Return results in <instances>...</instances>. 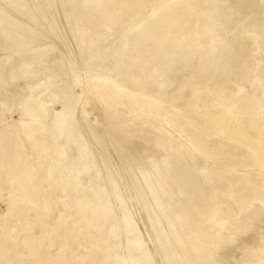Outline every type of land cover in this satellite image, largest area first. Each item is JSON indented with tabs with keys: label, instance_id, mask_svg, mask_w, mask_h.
Segmentation results:
<instances>
[{
	"label": "rangeland",
	"instance_id": "rangeland-1",
	"mask_svg": "<svg viewBox=\"0 0 264 264\" xmlns=\"http://www.w3.org/2000/svg\"><path fill=\"white\" fill-rule=\"evenodd\" d=\"M24 1L20 8L19 0H0V135L17 134L21 144V151L17 149L7 161L3 158L8 147H0V264H130V257L150 264L149 250L158 264H185L179 254L168 256L172 244L166 247L164 243L168 234L180 233L205 251L203 264H240L245 259L252 264L249 252L260 254L259 237L264 233V206L258 201L241 211L240 219L231 216L222 228L206 224L202 231L195 214L204 218L209 209L200 203L194 210L175 180L158 170V183L152 188L161 192V206L166 205L162 208L167 213L172 210L170 221L175 224L174 231L164 235V217L154 216L157 201L148 200V209L143 204L145 191L127 188L126 160L124 164L120 160L133 150L158 167L167 157L183 158L179 150L183 146L191 161L182 160L190 161L196 177L215 170L234 179L235 186L242 182L239 175L259 180L264 155L232 162L233 148L208 149L207 143L221 136L215 120L198 114L210 132L170 107H184L190 99L200 106L201 90L216 89L221 96H235L239 103L248 99L264 109V0H109L121 3V16L112 14L104 20L85 15L78 23L89 25L81 45L66 21L70 13L81 17L87 9L80 4L83 0ZM91 3L97 6L96 1ZM24 8L30 13L22 12ZM164 15L168 18L162 22ZM150 22L151 30L147 29ZM132 37L142 41L135 44ZM115 58L121 63L112 69ZM88 64L103 75L119 73V83L140 95L114 89L103 107L86 78L84 65ZM141 95L153 98L152 111ZM34 107L39 116L33 125L39 135L28 139L23 123ZM61 111L68 116L57 126ZM178 129L185 134L183 138ZM190 140L196 142L191 148L186 145ZM80 149L85 152L83 170L74 163ZM197 151L203 156L194 158ZM22 152L38 174L27 190L11 173L1 170L5 162L18 164ZM116 159L119 165L113 168ZM241 165L250 170L242 171ZM200 177L196 178L199 183L208 180L212 189L223 188L214 176ZM11 188L19 200L6 221ZM231 203L236 210L237 205ZM146 212L152 216L142 221L147 238L140 247L128 239L135 234L134 223L141 222ZM31 235L44 238L34 247L24 244L22 240ZM94 250L99 258L92 257ZM260 255L264 264V253Z\"/></svg>",
	"mask_w": 264,
	"mask_h": 264
},
{
	"label": "bare ground",
	"instance_id": "bare-ground-1",
	"mask_svg": "<svg viewBox=\"0 0 264 264\" xmlns=\"http://www.w3.org/2000/svg\"><path fill=\"white\" fill-rule=\"evenodd\" d=\"M93 1L97 2V6L91 3ZM18 3H19L18 6L20 8H22L25 1L19 0ZM80 4L82 7L83 6L87 7V9L85 10L86 12L82 11V13H81L82 15L79 19H77V16H73L72 13H70V17H68V20L66 21L68 25L72 26V28H71L73 31L72 35H73V37H75L77 39V41L79 42L80 45L85 44V42H86L84 35L87 32V28L89 26L88 22L85 23L83 27L78 25V23L81 22L80 20L83 19V17L85 15L92 16V18L93 17L94 18L100 17L104 20H106L112 14H114L116 17L121 16V12H120L121 3L119 1H116L114 4H112L109 0H83ZM29 8L27 10H29ZM24 9H22L23 10L22 12L28 13V14L30 13L26 9H25L26 11ZM167 18L168 17L166 15H164L160 18V20L162 22H164ZM54 24H55V22H54ZM153 26H154L153 23L150 22L147 25V29L151 30L153 28ZM52 30H51V33H52ZM54 31L56 32V30H54ZM59 31H60V29H59ZM59 31H58V33H60ZM61 34H60V36H61ZM40 37H41V35H40ZM57 37H59V36H57ZM132 38H133L132 41L135 44L142 41V39H136L135 37H132ZM76 46L79 47L78 44H76ZM120 63H121V61L118 58L113 59L111 62L112 69H115L118 66H120ZM84 68H85L86 74H87L86 78L90 82H92L91 89L93 90V94H94L93 97L95 96L97 98H100L101 102L104 103V105L102 104L103 107L106 106V103H105L106 98L109 95H111L112 92L115 91L114 89H116V91L121 93V94L125 91H128V89L123 84L119 83L120 82L119 81V78H120L119 73L112 72L114 74V76L103 75L97 70L90 69L89 64L84 65ZM117 84H119V85H117ZM102 89H105L103 91L104 92L103 95L99 94V92H101L99 90H102ZM128 92L130 95H133L135 97L140 95V93H138V92L136 93V92H132L130 90ZM98 94L100 97L98 96ZM199 95L202 98V104L200 106L196 105V100L190 99L189 102L187 101V103L185 104L184 107L183 106H180V107L179 106L178 107L173 106L170 108L173 109L174 111L176 110L178 113H180V115L182 114L183 117L185 116L188 119H191L193 121L192 122L193 125L197 124V125H200L201 127H205L210 132H211V130H210L205 118L200 117L198 114L199 113H202L203 115L207 114V120L208 121L215 120V122H216L215 123V126H216L215 130L221 131V136L219 139H214V140H211L210 142H208L207 143L208 149L217 152V150H219L221 148L226 149V150L233 148L232 150H234V151H232V153L234 154V156H233L234 158L232 159V162H236V160H238L240 158L256 159V158L260 157L261 155H264V109H262V107H260V106L254 107L252 102L249 101L248 99H245L243 102L239 103L235 96L233 98L221 96L216 89H203V90H201ZM141 96H142L141 99L144 101V103L147 106H149V111H152V108L150 106V102L151 101L153 102V98L150 97L149 95H141ZM95 100H96V98H95ZM211 107H214L215 110L210 111ZM36 110H37V108L34 107L32 109V112L30 114H28L26 121L25 122L23 121L24 122L23 123L24 132H25V135L28 139L35 138L36 134H38L37 128L33 125V123H35L38 120V116H39ZM255 111L258 113L255 114ZM172 113H173V111H172ZM66 116H68V114L64 113L63 111L57 113L56 117L59 120V121H57V126L64 122V119L66 118ZM164 120H166V119H164ZM188 127L193 128V126L191 124H188ZM7 129H9V128H7ZM178 132L182 138L185 136V134L183 133L182 130L178 129ZM208 135H211V134H208ZM232 138H235L236 141L230 142L229 140ZM208 140H210V139H208ZM195 143H196L195 141L190 140V141H188V144H186V145H188L191 148L192 145H194ZM1 146L2 147H8L7 154L4 156L3 161L4 160L7 161L8 159L14 158V156L16 155L15 151H17V149L21 148L19 137L17 136V134L13 135V137L7 136V133H6V135H0V147ZM108 146L109 145H107V147ZM183 148H184L183 146L179 147V150L183 152V158L189 159L191 161V155L190 156L186 155L185 152L183 151L185 149H183ZM116 150L117 149H115L114 151H116ZM20 151H21V149H20ZM20 151H18V152H20ZM132 151L133 150H131V152ZM128 152H130V151H128ZM131 152H130V155L127 154L124 156L125 157L124 161L120 160L121 163L122 162L125 163V160H126V164H125V166L127 168L126 173H127V175H129L128 176L129 180H127L128 181V185H127L128 187L127 188L130 190L131 189H134V190L139 189V191L140 190L145 191L144 195H146V196H145L144 202H146V204L145 203H143V204L146 205L147 208H148V204H147L148 200L154 199L155 202L157 201L156 203L158 204L159 208H157V207L155 208L158 211H156V213H155L156 215H154V216H156L160 220L162 219L160 217L161 214H162L161 216L164 217L163 218V219H165V228H164L165 234L164 235H166L168 231L169 232L174 231L171 229L173 228V226L175 224H173L174 222L172 223L170 221V219H172L171 218L172 210L170 209L169 210L170 212L168 211V213H167L164 210V208H162V206L164 204H162V206H161V202L163 203V201L161 200V198H162L161 192L160 191H153L154 189L152 188L154 185H156L158 183V181H155L158 170L162 171L167 179L173 178L175 180L178 188L182 191V193L184 192L186 194L185 197H186L188 203H190L191 206L194 208V210H197V206H199L200 203H203V205L209 209L208 212H204V218H199L197 216V214H195L196 215L195 219H196V223H198L197 224L198 228H200L202 231L206 230L204 227V225H206V224H210L211 225V226L209 225L210 227L219 226L220 228H222L224 226L225 220H227L231 216L238 218L241 211L247 210L253 204V201L254 202L258 201L259 204L264 206V173L259 174V180L257 182L252 180L251 177L248 179H243L239 175L242 182H240L241 183L240 185L235 186L234 185V179L228 177L227 174H225V175L222 173L220 174V173L216 172L215 170H213V172L203 171L201 173V177L200 176H198V177H200V178L203 177L205 180H207L209 177L212 178L214 176L220 182V184H223V188L217 189V187H216V189H217L216 190L215 188H213V189L211 188L212 185H209L207 183L208 180H207V182H204V184L199 183L200 182V181H198L199 178L196 177L195 173H193L194 172L193 167H191V165H189V163H188V162H190L189 160H182L183 158L180 159L179 157H176V159L179 160V162H180V163H177L178 162L177 160H175L173 158L167 159L168 158L167 157L165 161L161 162V164L158 167H156L155 165H150L148 163L146 157H144L142 154H138V153H134V152L131 153ZM113 154L115 156V152H113ZM119 156H122V155L120 154ZM119 156L117 155L118 160H119V158H121ZM199 156H203L202 151H197L196 153H194L193 157L195 158V157H199ZM84 157H85V152L83 149H80L78 157L74 160V163H76L77 165H80L82 170L84 168H86V163H85ZM201 158H203V157H201ZM117 159H116V161H113V168L115 166L119 165V164L117 165ZM120 161H118V163ZM42 163H43V165H46L47 161L43 160ZM124 163H122V164H124ZM213 165L216 166L217 165L216 162L213 163ZM236 165H238V164L236 163ZM167 168H170V172H167ZM190 168H192V171H189ZM117 169H118V167H117ZM240 169L244 172H247L250 170V167L247 165H241ZM1 170L4 172H7V173H11L13 175V178H15L20 183L22 188H24L25 190L30 188V186L32 185V182L37 178V175H38L37 171L35 169V165H34V167L31 165L30 159L26 155H24V152H22L20 160H18V164L12 165V163L9 164V163L5 162L3 164ZM116 172H118V171H116ZM120 174L122 175V173H120ZM196 178H198V179H196ZM119 180H123V178H119L118 181ZM124 181L125 180H123V182ZM255 187H257V190L254 189ZM154 188H156V187H154ZM210 189H212V190H210ZM126 191L128 192V190H126ZM256 192H258V193L261 192L262 194L260 193L261 194L260 196H254V194H256ZM219 195H220L221 199L218 200L217 196H219ZM118 197H120V196H118ZM18 200H19V196L17 195L16 191H14L11 188V194H10V198H9V210L5 216L6 221H9L11 216L14 214L16 207H17ZM231 200L234 201V203L237 205L236 210L233 209ZM164 206L166 207V205H164ZM181 210H183L182 207H181ZM183 212H184V210H183ZM24 214H25V212H24ZM151 214L146 212L145 216L142 217L140 215L143 218V220L141 218V222L134 223V224H136V226L134 227L135 234H133L131 237H129L128 241H131L133 244H136L140 247L143 246V242L147 238V236H145V231L142 230L144 227H146L144 224L145 222L142 223V221H144V218H146L147 216L151 217L152 216ZM17 215H21V214L18 213ZM221 215H224L225 218H221L220 217ZM127 218H128L127 220H129V217H127ZM131 218H133V216ZM152 218H153V220H155L154 217H152ZM239 219H240V217H239ZM11 222H9V223H11ZM141 226H143V228ZM152 227H154V226L152 225ZM176 228L177 227L175 226V229ZM142 231H144L143 232L144 234H142ZM177 231L179 232L180 230H177ZM173 233H175V232H173ZM155 234H152L153 237ZM152 235H151V237H152ZM167 237L168 238H165L166 239L165 242L163 241L165 243V245L168 243L172 244L171 248L169 247V252H166V254H168V256L169 255L176 256L177 254H179L180 256L185 257V259H184L185 264H203V262H204L203 257H204L205 251L202 248L193 245L189 241V239H187L184 235H182V233H180L179 235H175V234L169 235L168 234ZM43 238H44V235H40L39 237H35V236L31 235V237L26 236V238L24 239V241L22 240V242L24 244H29V245H32L34 247L35 245H37V243L41 242L43 240ZM259 238H260V241L258 244V248L260 249V254H261V253H264V250H263L264 249V233ZM177 243L179 245L177 247H174L175 244L177 245ZM166 247H167V245H166ZM262 247H263V249H262ZM33 250H34V248H33ZM89 252H90V250H89ZM92 253L93 254L90 253L92 255V257H95V256L98 257L97 251L94 250ZM156 253H158V252H156ZM249 253H251L252 257H253L252 261H254V262H252V264H260V262L263 260V257H262L263 255L261 256L257 251L249 252ZM147 254H148L147 260L150 262V264H158V262L153 259L152 254H151V250H149ZM59 255L61 256V253H59ZM90 257L91 256H89V258ZM56 259H58V258H56ZM156 259H160V258H156ZM244 259H245V257H244ZM129 260H130V264H142V262L134 259V257H130ZM245 260H248V259H245ZM245 260L241 261L240 264H247L248 262ZM141 261H143V260L141 259ZM144 261H146V260H144ZM160 261H159V263H160Z\"/></svg>",
	"mask_w": 264,
	"mask_h": 264
}]
</instances>
